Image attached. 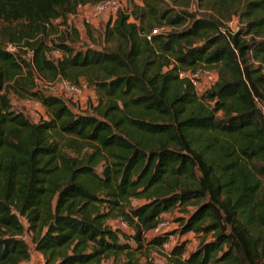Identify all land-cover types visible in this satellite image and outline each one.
<instances>
[{
	"label": "trees",
	"instance_id": "16d2710c",
	"mask_svg": "<svg viewBox=\"0 0 264 264\" xmlns=\"http://www.w3.org/2000/svg\"><path fill=\"white\" fill-rule=\"evenodd\" d=\"M101 1L0 0V264H33L32 247L44 264H155L170 236V264H264V0H121L101 49H76L70 16ZM200 69L217 76L201 94L181 77ZM59 79L96 101L41 91Z\"/></svg>",
	"mask_w": 264,
	"mask_h": 264
},
{
	"label": "rangeland",
	"instance_id": "374dc122",
	"mask_svg": "<svg viewBox=\"0 0 264 264\" xmlns=\"http://www.w3.org/2000/svg\"><path fill=\"white\" fill-rule=\"evenodd\" d=\"M89 12L90 10L82 8L81 15L77 17L70 16L69 18L70 24L74 25L79 30L80 35H81L80 42L74 45L76 49H82L86 46H89L95 49H101L103 41H104L101 32H103L102 30L104 29V27L113 19V16L109 14L97 15L90 19L88 18V16H90ZM87 21H89V23ZM87 26L91 27V31H92L91 34L88 33ZM237 26H238L237 20L231 23V27L234 30L237 29ZM54 58H58V57H54ZM215 80H216L215 77H207V78L200 80L199 86L196 88L197 92L199 94L203 93L208 88L212 87ZM82 89H83L82 94L78 97L70 96L69 94H68L69 96L65 97V100L67 102L74 104L75 107L73 109L76 112H79L80 110L81 111L86 110L89 105V102L96 101V95L91 89H89L88 87L86 88L85 84L82 85ZM11 101H12V105L14 109L25 113V115L32 122H39L40 120L44 119V117H46V110L43 108L41 104H37L35 102L26 104L24 100L17 99L14 96L11 97ZM179 215H180V212L178 211L163 215V221L167 223L165 231H164L165 233L172 234V232L178 227V225L175 223V219ZM185 238H186V241H188L189 243L188 249L194 250L198 245V240L195 237V235L191 234L190 236L188 237L186 236ZM177 241L178 240L176 236H170L169 242L164 245L163 249H158V248L152 249L151 252L148 253L149 257L143 258V262L146 263L147 260L149 261L151 260L155 264H170L167 259V255L171 251L172 247L177 243ZM43 261H44L43 256L40 253L35 252L34 248L32 247L33 264H44Z\"/></svg>",
	"mask_w": 264,
	"mask_h": 264
},
{
	"label": "built area",
	"instance_id": "2783aa9c",
	"mask_svg": "<svg viewBox=\"0 0 264 264\" xmlns=\"http://www.w3.org/2000/svg\"><path fill=\"white\" fill-rule=\"evenodd\" d=\"M123 2L121 0H104L99 3L93 4V5H87L84 6V9L90 10L88 18L95 17L97 15H112L113 18L116 17V14L122 9L123 7ZM82 9V8H81ZM81 9L78 11L76 15H72V17H77L81 15ZM89 23V21H87ZM168 29L166 28H161V29H155L152 32V35H156L162 32H166ZM150 38V37H149ZM10 50H13V47H9ZM54 57H61V53L59 51H55ZM182 78H187L189 79L193 85L197 88L199 86V81L207 78V77H217L216 72L213 70H208V69H200L197 71H189V72H183L181 74ZM40 89L41 91L49 96H58L61 97L65 100L66 96H74L78 97L82 94V87L75 85L71 83L70 81L64 80V79H59L54 82L50 83H45L41 82L40 83ZM69 94V95H68ZM65 95V96H64ZM26 104H30L31 102L36 101L32 99H26L24 101ZM39 104V103H37ZM167 223L163 221V217L160 220V223L158 226L152 231V235H158L161 234L165 231Z\"/></svg>",
	"mask_w": 264,
	"mask_h": 264
},
{
	"label": "crops",
	"instance_id": "0c3cea01",
	"mask_svg": "<svg viewBox=\"0 0 264 264\" xmlns=\"http://www.w3.org/2000/svg\"><path fill=\"white\" fill-rule=\"evenodd\" d=\"M165 215H166V214H165ZM191 234H192V233L188 234L187 237L190 236ZM43 263H44V261H43Z\"/></svg>",
	"mask_w": 264,
	"mask_h": 264
}]
</instances>
